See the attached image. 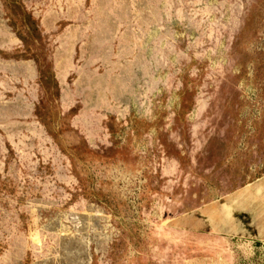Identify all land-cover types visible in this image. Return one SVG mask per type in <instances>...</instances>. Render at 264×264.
<instances>
[{"label":"rangeland","instance_id":"374dc122","mask_svg":"<svg viewBox=\"0 0 264 264\" xmlns=\"http://www.w3.org/2000/svg\"><path fill=\"white\" fill-rule=\"evenodd\" d=\"M260 179L264 0H0V264H264Z\"/></svg>","mask_w":264,"mask_h":264},{"label":"crops","instance_id":"0c3cea01","mask_svg":"<svg viewBox=\"0 0 264 264\" xmlns=\"http://www.w3.org/2000/svg\"><path fill=\"white\" fill-rule=\"evenodd\" d=\"M248 192L249 190L240 194L239 200H241L243 204V209L237 208V211H239L237 218L241 221L242 227H246V224H249V226H252L254 236L264 240V180L260 179L259 182L253 186V193L245 194ZM237 207H239V205H237ZM221 210L229 211V206L227 208L222 206ZM249 211H253V216L251 218V213Z\"/></svg>","mask_w":264,"mask_h":264}]
</instances>
